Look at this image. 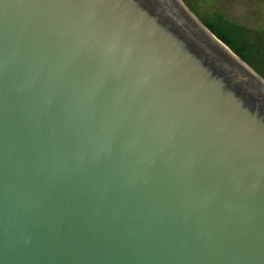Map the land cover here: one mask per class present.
Segmentation results:
<instances>
[{"label": "water", "instance_id": "obj_1", "mask_svg": "<svg viewBox=\"0 0 264 264\" xmlns=\"http://www.w3.org/2000/svg\"><path fill=\"white\" fill-rule=\"evenodd\" d=\"M0 264H264V78L183 0H0Z\"/></svg>", "mask_w": 264, "mask_h": 264}, {"label": "rangeland", "instance_id": "obj_2", "mask_svg": "<svg viewBox=\"0 0 264 264\" xmlns=\"http://www.w3.org/2000/svg\"><path fill=\"white\" fill-rule=\"evenodd\" d=\"M183 1L188 4L191 10H194L204 26L264 78V40L259 37L256 29L248 28L251 29L250 33H245L244 30L245 27H248L247 25L250 27L256 25L255 23H244L247 22V17L252 20V15L248 14L249 11L256 9L258 12V8L254 4L248 6L242 5L243 2L235 3L237 4L234 6L236 16L232 20L233 8L229 6V0Z\"/></svg>", "mask_w": 264, "mask_h": 264}, {"label": "flooded vegetation", "instance_id": "obj_3", "mask_svg": "<svg viewBox=\"0 0 264 264\" xmlns=\"http://www.w3.org/2000/svg\"><path fill=\"white\" fill-rule=\"evenodd\" d=\"M243 2V3H242ZM235 3H242V5H253L258 8L257 10H251L249 11L248 14L252 15V20L248 19L247 17V22L244 23H255L256 25L250 27V25H247L248 27H245V33H250L251 29L248 28H253L257 30V33L259 34V37H262L261 39L264 40V0H229V6L233 8V12L231 13V19L233 20L234 17L236 16V12H234V6L237 5ZM253 9V8H252ZM248 16V15H247ZM229 22H232L229 20ZM232 24V23H231ZM260 39V38H259Z\"/></svg>", "mask_w": 264, "mask_h": 264}, {"label": "bare ground", "instance_id": "obj_4", "mask_svg": "<svg viewBox=\"0 0 264 264\" xmlns=\"http://www.w3.org/2000/svg\"><path fill=\"white\" fill-rule=\"evenodd\" d=\"M222 42H223V41H222ZM223 43H224V42H223ZM224 44H225V43H224ZM225 45H226V44H225ZM227 48H228L229 50H231V51H232V49H231L230 47H228V46H227ZM232 52H233V51H232Z\"/></svg>", "mask_w": 264, "mask_h": 264}, {"label": "trees", "instance_id": "obj_5", "mask_svg": "<svg viewBox=\"0 0 264 264\" xmlns=\"http://www.w3.org/2000/svg\"><path fill=\"white\" fill-rule=\"evenodd\" d=\"M187 4V3H186ZM188 5V4H187ZM189 7V6H188ZM194 12V10H192ZM195 13V12H194Z\"/></svg>", "mask_w": 264, "mask_h": 264}]
</instances>
